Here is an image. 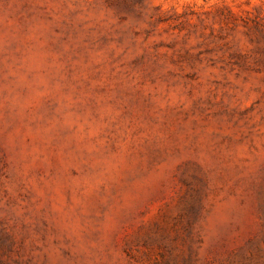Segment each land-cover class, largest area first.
<instances>
[{"label": "rangeland", "instance_id": "1", "mask_svg": "<svg viewBox=\"0 0 264 264\" xmlns=\"http://www.w3.org/2000/svg\"><path fill=\"white\" fill-rule=\"evenodd\" d=\"M0 264H264V0H0Z\"/></svg>", "mask_w": 264, "mask_h": 264}]
</instances>
